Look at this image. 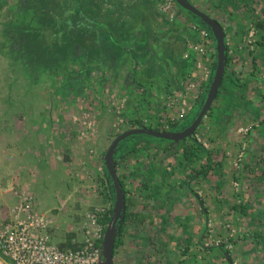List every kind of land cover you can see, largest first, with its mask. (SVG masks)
Instances as JSON below:
<instances>
[{"label": "crops", "instance_id": "0c3cea01", "mask_svg": "<svg viewBox=\"0 0 264 264\" xmlns=\"http://www.w3.org/2000/svg\"><path fill=\"white\" fill-rule=\"evenodd\" d=\"M164 1L77 0L74 42L62 43L60 79L66 104L42 105L39 117L32 105L25 111L19 105L0 111L1 221L11 219L23 194L34 197L37 211H54L53 201L62 206L60 194L65 207L75 206L76 198L112 203L99 192V184L117 133L113 105H122L125 114L121 131L142 121L157 130L177 115L174 95L183 94L199 75L201 54L187 42L201 43L191 29L194 23L178 6L170 23L161 12ZM190 1L228 33L229 71L237 86L215 101L199 128L203 151L193 141L172 145L146 140L118 151L119 173L128 190V220L115 264H229L224 252L232 264H264V44L252 28L254 17L264 18V0H256L253 17L244 16L245 10L237 12L234 23L217 7L218 0ZM216 58L217 52L211 51L204 61L213 68ZM209 86H202L190 102V117L183 121L195 108L199 112ZM86 113L99 124L98 135L96 129L89 139L81 136V122L72 120ZM242 129L250 131L243 134ZM241 154L242 167L236 170L234 162ZM235 180L241 184L239 191ZM209 222L213 236L208 234ZM55 226L51 232L57 245H80L63 239L62 225ZM234 230L236 236L231 235ZM212 240L225 242L230 250ZM2 263L12 264L0 252Z\"/></svg>", "mask_w": 264, "mask_h": 264}, {"label": "built area", "instance_id": "2783aa9c", "mask_svg": "<svg viewBox=\"0 0 264 264\" xmlns=\"http://www.w3.org/2000/svg\"><path fill=\"white\" fill-rule=\"evenodd\" d=\"M161 12L172 23L177 18V4L174 0H165L161 5ZM191 29L199 35L201 41V43L196 44L187 39L189 49L201 54L197 62L199 75L197 81L187 84L183 94L174 95V102L178 105L177 115L170 119H164L165 121L161 120L164 121L159 127L161 131H170V123L179 124L183 121L189 111L190 102L197 97L202 86L210 83L213 75L212 64L209 61H204V58L210 56L211 51L216 52L211 33L206 28L196 24H193ZM113 108L118 117V124L124 127L126 121L121 115L122 105L115 104ZM79 121L82 126L81 136L84 139L91 138L97 129L96 119L86 113ZM139 127H147V124L142 121L139 123ZM241 131L243 134H248L250 129H242ZM193 138L200 145L205 144L198 131ZM243 156L244 154H241L237 158L236 170L242 167ZM100 172L101 176H104L102 175L104 168L103 170L100 169ZM234 187L239 191L240 182L235 181ZM11 215L10 220L1 221L0 219V252L12 264H101L103 241L108 225L102 224L100 221L104 219L106 211L92 209L87 213L86 223L81 227L83 240L76 249L61 248L52 240L51 231L53 227L57 228L55 222L48 214L35 209L34 197L31 195H20ZM212 226V223L209 222V233L212 232ZM224 243L220 241L215 246L230 250V246L224 245Z\"/></svg>", "mask_w": 264, "mask_h": 264}, {"label": "trees", "instance_id": "16d2710c", "mask_svg": "<svg viewBox=\"0 0 264 264\" xmlns=\"http://www.w3.org/2000/svg\"><path fill=\"white\" fill-rule=\"evenodd\" d=\"M66 1L68 0L63 1V4H66ZM51 4L52 1L50 0H0V12H1L0 24L2 25L1 34L3 36L2 46H5L7 50V54L5 55L8 56L7 57L9 60L8 65L11 68H14V67H18V63L21 62L19 65L21 71L17 76V85H22L21 82L35 83V81L38 80V76L40 74L39 67L55 69L59 66L60 61H62V42L53 43L54 39L60 41V38L62 39V34L64 33V35L66 36L65 43L74 42L75 26H76L75 24L78 20L76 17L77 16L76 11H74L75 4L71 3L70 9L68 8V6L62 5L60 3H58L57 5H51ZM255 4H256V0H218L217 1V7L220 8L221 10H225L226 12H228V15L231 18L230 21L232 23H234L235 20L234 16L240 10L246 11L244 16L253 17V14L256 12V6H254ZM63 6L65 8L62 10ZM31 8L33 9V13L30 12ZM52 8L54 11L57 10L54 17L56 18L59 17L61 25L59 23L55 24L54 20H51L52 15L49 14V11ZM58 9L62 10L63 12L62 11L59 12ZM262 11L264 13V7L262 8ZM184 12L188 15L189 19H191V21L194 24L198 25L199 27L205 28V26L201 23V21L198 18H194L186 11ZM38 20L42 22V25L39 28H34V25H36ZM252 22H253L252 23L253 31H255L256 29L257 32L259 33V40H258L259 43L264 44V18L254 17ZM46 30L47 31L51 30V31L47 34ZM44 33L46 34H45V38H43L42 36L43 42L38 41L37 39L40 38L39 36L43 35ZM227 35L228 33L226 32V36ZM212 39L216 44L213 36ZM227 56H228V61L226 65V74L222 87L219 91L217 100L226 90H228L229 88L234 89V87L237 86L233 74L229 71V65L231 62V57L229 55V48H228ZM32 65H34L35 68L31 70L32 74H29L30 67H33ZM61 68L62 66L56 71H54V73H51V75L56 74V77H54V79H60V75L62 73H60L59 70ZM27 74H29V76H27ZM25 75L27 77H25ZM206 97L207 96H205L204 98L206 99ZM14 104L15 103H12V106ZM17 105L21 107V110L24 109L23 111H25V105L23 104H17ZM197 114L198 112H195V114L188 120L187 124L192 122L197 116ZM122 115L125 114L122 113ZM129 121L133 123V127H136L135 125V123H137L136 119L132 118L129 119ZM170 124H171V128L180 125V124L177 125V123H170ZM184 126L185 124H182L180 127L183 128ZM157 130L161 131L159 128ZM140 137H146V140L151 142L159 141L172 145L175 144L172 142H166L161 139L151 138L147 136H139V137H135L134 139ZM193 142L197 143L195 139H193ZM124 146H126V144ZM135 150L136 147H133V149L129 150L128 152ZM196 150L203 151L204 149L200 145L199 149ZM196 150L194 149L192 153L194 154L195 158H198V152ZM118 158L119 156L117 153L116 156L117 161ZM105 172H106V177L108 178V171L106 167H105ZM118 172H119V161H118ZM197 174H202V173L196 171V175ZM119 177L127 198L128 190L124 178L125 176L119 173ZM104 186L107 192L106 194L112 200V208L106 213L104 219L100 222L102 224L108 225L113 215L115 193L111 185L108 184L107 181H104ZM127 220H128V216L126 218V222ZM123 231H124V227L117 238L115 254H116V250L123 243ZM218 248L223 250L224 247H218Z\"/></svg>", "mask_w": 264, "mask_h": 264}, {"label": "rangeland", "instance_id": "374dc122", "mask_svg": "<svg viewBox=\"0 0 264 264\" xmlns=\"http://www.w3.org/2000/svg\"><path fill=\"white\" fill-rule=\"evenodd\" d=\"M50 1H52L51 5H57L58 3H60L62 5L68 6L69 9L71 8L70 4L74 3L75 4L74 11H76L77 0H68V1H66V4H63V1H65V0H50ZM32 8L30 11L31 13H33ZM64 8L65 7L63 6L62 10ZM62 10L58 9L59 12H61ZM56 11L57 10L54 11L53 8L50 9L49 14L52 15L51 20H54L55 24L59 23L61 25L59 17L58 18L54 17ZM41 25H42V22H40V20H38L36 25H34V28H39ZM96 25H97V27H96L97 29H99V27L101 26L99 23ZM1 29H2V25L0 24V111L1 110L3 111V110L8 109V108L11 109L12 103H15L13 106H16L17 104H23L26 107H28L29 105L34 106L33 110L37 111V113H34V114L38 115V114H40L39 111H40L42 105L48 106L51 104L53 106V105L64 104L63 103L64 97L62 96V80L61 79H54V77H56V75H51V73H54V71H56L61 66H63L62 61H60L59 66L55 69H48L46 67H42V68L39 67L40 74L38 76V80H36L35 83H33V82L25 83L23 81L24 83L21 82L22 85H17V76H18L19 72L21 71L20 67H19L21 62L18 63V67H14V68H11L8 65L9 64V60L7 58L8 56L5 55V54H7V50H6L5 46H2L3 36L1 34V32H2ZM50 31L51 30L47 31V34ZM194 33H196V32H194ZM45 34L46 33H44L43 35H40L39 36L40 38L37 40L40 42H43L42 36H43V38H45ZM65 41H66V36L63 33L62 39L60 38V41L57 39H54L53 43H60V42L65 43ZM73 65H74V63H72L71 67H73ZM32 66L33 67H30L29 74H32L31 70H33L35 68L34 65H32ZM60 73H62V68H61ZM29 74H27V76H29ZM27 76L25 75V77H27ZM61 76H63V75H61ZM61 78H63V77H61ZM225 84H227V83H225ZM197 108H195L191 112L192 116L195 114V112H198ZM23 113L32 115L33 112L27 113V111H26ZM112 114L114 116V113H112ZM189 115H190V113L187 115L188 118L190 117ZM38 117H39V115H38ZM81 117H83V115H81L79 117V114H76L72 118V120L74 122L75 121L79 122V119ZM114 118H115V121H114L113 127L115 128V131L117 132L115 135L117 137L120 134H122L123 132H125V131H121V129L126 127V126L122 127L121 125L118 124V117H117L116 113H115ZM98 131H99V124L97 126V132L95 133L96 135H98ZM201 138H202V135H201ZM145 140H146V137H140V138H136L133 140H129V142L126 144L124 149L132 147V145H134V143L136 141H145ZM235 164H236V161L234 162V166H233L234 168H235ZM104 181L108 182V178L106 177V175L103 177H100V184H99L100 191L99 192L103 193V195H107L106 194L107 192H106V189L104 186ZM235 181H237V180H235ZM234 182H233V184H234ZM60 192H62V191H60ZM60 195H61V197L59 196V199L62 200V201H60L62 203V206L60 203L58 204L57 201H53V203L55 204L54 208H56L54 211H53V209H43L42 208L40 212L48 214L53 219L55 224L56 223L58 225L61 224L62 225V237H63V239H66L67 241H72L71 242L72 244H74V243L79 244L83 240V234L81 232V227L83 226V224L86 223L87 213L89 211H91L92 209L93 210L94 209H100V210H103L104 212L106 211V213H107L112 208V203H109V202L95 203L94 201L91 202L92 198H90V197L84 198L83 202L82 201L78 202V200H76L77 198L76 199L74 198L76 201L75 206L68 203L67 204L68 207H65V204L63 201V200H65V198L62 196V194H60ZM81 200H82V197H81ZM211 229H212V232L211 233L208 232V234L213 236L215 234L213 226ZM234 231H236V230H234ZM234 231L232 234H234V236H236L237 231L236 232H234ZM212 242H213V244L216 243L213 240H212ZM222 243H223V241H222ZM62 248L68 249L67 246H64ZM69 249H72V248H69ZM118 249L121 251V247H119ZM118 254H119V252H118ZM118 258L121 259V255H118ZM118 261H119V259H118Z\"/></svg>", "mask_w": 264, "mask_h": 264}, {"label": "water", "instance_id": "95a60500", "mask_svg": "<svg viewBox=\"0 0 264 264\" xmlns=\"http://www.w3.org/2000/svg\"><path fill=\"white\" fill-rule=\"evenodd\" d=\"M175 3L194 18H198L205 28L211 33L216 42L217 58L213 65V75L208 89L207 97L199 110L195 119L178 131H158L148 127L130 128L117 136L110 145L105 155V166L108 171V184L111 185L115 193V201L112 218L106 228L103 241V259L101 264H115V249L119 234L121 233L127 212V200L118 172V161L116 156L118 151L129 142L130 138L147 136L161 139L166 142L179 144L183 141H193L194 134L202 126L204 119L208 116L217 100L219 91L222 87L226 65L228 61V44L224 27L213 17L202 12L195 7L190 0H174ZM228 263L232 261L228 253L224 252Z\"/></svg>", "mask_w": 264, "mask_h": 264}, {"label": "flooded vegetation", "instance_id": "af4514ba", "mask_svg": "<svg viewBox=\"0 0 264 264\" xmlns=\"http://www.w3.org/2000/svg\"><path fill=\"white\" fill-rule=\"evenodd\" d=\"M187 122H188V120H184L182 123H180V125L179 126H175V127H173V128H171L170 129V131H178V130H180V129H182L180 126L182 125V124H187ZM180 144V143H179ZM175 145V144H174ZM178 145V144H177Z\"/></svg>", "mask_w": 264, "mask_h": 264}]
</instances>
